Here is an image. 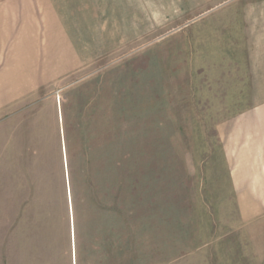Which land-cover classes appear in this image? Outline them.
I'll return each mask as SVG.
<instances>
[{"label": "rangeland", "instance_id": "1", "mask_svg": "<svg viewBox=\"0 0 264 264\" xmlns=\"http://www.w3.org/2000/svg\"><path fill=\"white\" fill-rule=\"evenodd\" d=\"M181 2L199 5L180 12ZM94 3L0 0L8 88L21 59L29 61L24 50H35L38 63V83L0 106V264H73L63 130L80 177L81 264H112L101 245L95 169L98 144L105 160L116 137L132 163L129 264H264V214L240 218L217 133L220 121L264 99V38H255L264 0H151L145 39L95 61L73 50L60 58L61 15L68 37L80 25L93 38L85 19ZM103 226L109 244L111 215Z\"/></svg>", "mask_w": 264, "mask_h": 264}, {"label": "crops", "instance_id": "2", "mask_svg": "<svg viewBox=\"0 0 264 264\" xmlns=\"http://www.w3.org/2000/svg\"><path fill=\"white\" fill-rule=\"evenodd\" d=\"M94 4L93 15L86 12L85 19L87 32H93V38H87L86 31L80 25L77 28L70 26L72 33L69 28L71 36L68 37L63 23L69 20H66L64 13L61 15L63 16L61 32L57 35V41L63 45L60 58L70 59L71 55L68 53L73 50L77 59L95 61L132 47L136 42L145 39L143 38L147 35L145 32L150 31L151 0H95ZM198 5V2L194 4L190 2L184 8L181 2L179 11H192ZM72 15L74 17L75 14ZM260 18L264 20L261 13L255 16V31L261 28V33L255 38H264V22H260ZM243 29L244 33H247L245 23ZM247 36L246 34V37H243L249 38ZM54 38L56 37L47 40L54 42L56 40ZM49 48V45H46L44 55L49 58L48 60L51 59L50 64L49 61L46 63L52 69L55 56L53 48ZM34 52L33 49L31 51L26 49L21 54H27L25 58L29 61L22 58L20 65L15 64L16 69L18 68L15 74L19 82L14 81L11 88L6 85L5 77H1L6 75L5 70L0 72V106L7 103L8 95L19 92L18 88L29 90L38 83L36 79L38 63L36 58L34 59L36 57ZM50 72L52 73V70ZM220 122L217 133L221 138L224 155L230 164L229 176L232 186L236 189L238 214L243 221L259 218L264 214V99ZM250 187L253 192L246 193Z\"/></svg>", "mask_w": 264, "mask_h": 264}, {"label": "trees", "instance_id": "3", "mask_svg": "<svg viewBox=\"0 0 264 264\" xmlns=\"http://www.w3.org/2000/svg\"><path fill=\"white\" fill-rule=\"evenodd\" d=\"M63 131L65 170L67 176L70 205L68 203L67 195L66 199L71 209L72 219V261L73 264H81L78 236L80 218V190L78 180L80 177L77 178V173L73 164V159L75 157L73 156V145L71 144L70 137L67 136V132H65V130ZM117 139L118 138L116 137L114 143L106 141V144L110 148L114 146V149L116 151L110 152V154H108V152V156H106L107 158H105V160L102 158L103 155H106V152L103 151L104 149L102 148V142L100 145L98 144V157L96 158L97 167L95 169L98 191L95 200L97 208L99 210L98 212L101 217L100 224L102 225L101 228L103 232L101 237V245L103 251L108 252L111 250L112 264H129L133 191L131 167L132 163L127 142L122 143V145L121 143H119L118 148H116ZM82 150L85 159L88 158L89 154L87 151H85L86 149L84 150L83 148ZM83 170H87L83 177L86 181H89V179L91 178L90 168L87 166ZM91 187L92 184L89 182L88 189H91ZM89 196H91L90 193ZM92 199H94V197H92ZM109 215L112 216L113 226L111 229V242L107 244V234L103 230V225L106 224V218Z\"/></svg>", "mask_w": 264, "mask_h": 264}, {"label": "water", "instance_id": "4", "mask_svg": "<svg viewBox=\"0 0 264 264\" xmlns=\"http://www.w3.org/2000/svg\"><path fill=\"white\" fill-rule=\"evenodd\" d=\"M63 153H64V148H63ZM64 156V155H63ZM64 163H65V160H64ZM65 172H66V170H65ZM66 185H67V197H68V203H69V205H70V201H69V193H68V183H67V181H66ZM70 207V206H69ZM70 229H71V240H72V219L70 218Z\"/></svg>", "mask_w": 264, "mask_h": 264}, {"label": "bare ground", "instance_id": "5", "mask_svg": "<svg viewBox=\"0 0 264 264\" xmlns=\"http://www.w3.org/2000/svg\"><path fill=\"white\" fill-rule=\"evenodd\" d=\"M71 234V233H70ZM71 236V235H70ZM73 253V252H72Z\"/></svg>", "mask_w": 264, "mask_h": 264}]
</instances>
